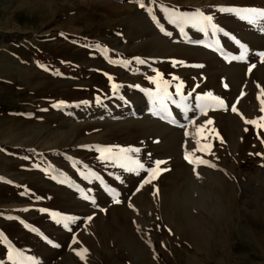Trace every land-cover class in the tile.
Returning <instances> with one entry per match:
<instances>
[{
    "label": "rangeland",
    "instance_id": "1",
    "mask_svg": "<svg viewBox=\"0 0 264 264\" xmlns=\"http://www.w3.org/2000/svg\"><path fill=\"white\" fill-rule=\"evenodd\" d=\"M220 6L264 0H0V264L10 248L34 257L24 264H264V128L241 119L264 115V32ZM171 9H201L228 36L180 32ZM156 72L170 93L182 82L193 103L211 91L224 106L169 102L176 123L161 120L146 91ZM116 146L168 170L140 185L146 173L98 151ZM185 151L215 167L195 165L197 178ZM57 213L77 218L71 231Z\"/></svg>",
    "mask_w": 264,
    "mask_h": 264
},
{
    "label": "snow or ice",
    "instance_id": "2",
    "mask_svg": "<svg viewBox=\"0 0 264 264\" xmlns=\"http://www.w3.org/2000/svg\"><path fill=\"white\" fill-rule=\"evenodd\" d=\"M138 6L142 9L146 8L145 3L138 2ZM170 11V18L168 22L173 25L176 29H178L180 32H184L185 28H192L198 32H200L202 35L211 33L213 37L216 36L217 32H223L222 29L219 28L217 24L213 22L214 17L211 14H206L201 9H196L194 12H182L178 11L176 9H171ZM216 11L219 13H232L236 17H238L242 21H246L250 25H256L258 22L262 25L259 30L264 32V9L255 8V7H239V6H220L216 8ZM149 15L152 16L153 20H156V16L151 12V10H148ZM162 32L165 30L162 28ZM166 35H171V33L165 32ZM224 36H228L227 32H223ZM193 44H200V40L191 41ZM239 43V41H237ZM204 47L208 48L209 45H203ZM240 47L244 49V51H241L238 57H233V59H238L240 61H245L246 59V52L248 51L246 49V46L243 44H240ZM215 51L216 49H212ZM255 56L259 57L261 62H264V50L257 51L254 53ZM139 63H144V61H138ZM173 63H183V62H177L173 61ZM192 67H203V65H192ZM253 65H249V72L251 71ZM108 79L111 81L112 77L108 76ZM173 81H178L179 78L175 75L172 76ZM150 83L154 86L149 91L151 95V103H152V110L153 114L159 116L161 120H168L172 124H175L176 121L173 119V113L169 109L168 104L171 102L175 105V108L179 110L181 114L192 112L195 114V112H200L201 114L206 115L207 110L209 108V104L207 102L206 98H211L212 101H215L217 104L224 106V101L218 97L214 96L211 91L205 92L203 94H197L194 97V103L190 99L192 97V93L189 92L187 95L183 93L184 84L182 82H177L175 84V93L172 94L168 91V87L170 85H167L166 82H164L161 78V74L159 72H156V78L152 79L150 78ZM162 84L166 86H162ZM227 87V85H225ZM112 90L115 92L117 89V85L115 83L111 84ZM243 95V93H241ZM65 102L61 101L58 102L56 106H60L64 104ZM262 107L260 108V112L264 113V100L261 101ZM234 113L237 112V108L235 104L232 105L231 109ZM241 119L244 120L246 124L253 125L257 128H264V115H261L258 120L257 119H245L243 116H241ZM206 125H212L213 121L211 119H207L204 122ZM203 130L204 126L201 125L196 130V135L198 137L203 138ZM214 131V130H213ZM185 137H188V131L185 128L184 130ZM158 142V141H157ZM199 142V141H198ZM211 146L208 144L203 145V149H209ZM98 151H101L104 155V159L111 160V161H119V166L125 171V172H135L136 175H140L141 173H146V175L143 177V179L140 181V185L149 184L151 181H154L158 178L159 174L162 171H167L168 169H162L160 165L165 164L166 161L164 160H155L152 161V166L148 167L146 166L137 156L133 155L140 152L139 148L136 147H127V148H121L119 146L113 147H107L104 149H98ZM150 155V154H149ZM184 160L190 164L194 165L192 167L193 174L199 178V173L197 172V168L195 165H207L209 167H215V165H211L208 163L205 159H193L189 157V154L187 151H185ZM155 190V189H154ZM136 192L140 191V186H138L135 190ZM135 194V193H133ZM86 198V197H85ZM114 203H121L119 199H114ZM92 203H95V201H92ZM130 208L133 207L131 203L128 205ZM41 211H44L41 209ZM100 211H104V209H100ZM59 215V219L56 220L57 224H63V227L65 229L69 228L70 223L74 222L77 218L72 215L64 214H55ZM92 216H88L84 218L85 222L92 220ZM76 240V237H72V241L74 242ZM86 251V250H85ZM82 260L84 259V256L80 253H76ZM21 254L13 249L10 248L9 250V259L13 261V264H24L25 260H31L34 259V257H24V259L20 258Z\"/></svg>",
    "mask_w": 264,
    "mask_h": 264
}]
</instances>
